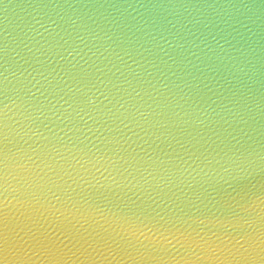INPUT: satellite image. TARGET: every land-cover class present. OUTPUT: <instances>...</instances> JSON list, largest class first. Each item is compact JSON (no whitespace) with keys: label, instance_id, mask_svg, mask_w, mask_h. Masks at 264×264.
<instances>
[{"label":"water","instance_id":"95a60500","mask_svg":"<svg viewBox=\"0 0 264 264\" xmlns=\"http://www.w3.org/2000/svg\"><path fill=\"white\" fill-rule=\"evenodd\" d=\"M0 264H264V0H0Z\"/></svg>","mask_w":264,"mask_h":264},{"label":"snow or ice","instance_id":"6c2138e0","mask_svg":"<svg viewBox=\"0 0 264 264\" xmlns=\"http://www.w3.org/2000/svg\"><path fill=\"white\" fill-rule=\"evenodd\" d=\"M31 227L28 223H21L19 225V235L15 239L16 246L22 251L29 244L32 237L30 236Z\"/></svg>","mask_w":264,"mask_h":264}]
</instances>
